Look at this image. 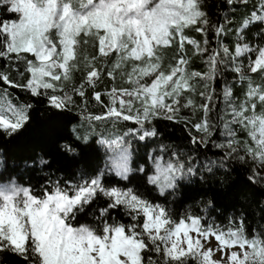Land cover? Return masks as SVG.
Returning a JSON list of instances; mask_svg holds the SVG:
<instances>
[{
  "label": "snow or ice",
  "instance_id": "1",
  "mask_svg": "<svg viewBox=\"0 0 264 264\" xmlns=\"http://www.w3.org/2000/svg\"><path fill=\"white\" fill-rule=\"evenodd\" d=\"M0 9L7 14L0 17V57L23 61L30 74L20 73V83L4 73L0 80L45 105L53 128L72 123L69 114L79 110L81 125L72 130L87 145L94 127L131 122L124 137H117L124 146L103 168L78 160L79 167L67 179L49 180L39 188L14 179L0 182V253H12L26 264H187L185 257L198 264H257L258 257V264H264V247H257L264 240L255 238L256 230L253 238L247 236L243 214L235 228L222 230L199 215L174 219L166 206L138 192L151 185L164 196L179 182L198 175L204 179L205 171L214 174L213 164L223 168L230 161L249 165L251 183L257 177L264 182V84L257 85L249 75L264 80V45L251 46L243 30L252 22L264 23V0L235 29L210 23L201 0H0ZM190 27L202 40L186 35ZM229 33L237 37L231 48L224 42ZM90 42L96 55L84 51ZM188 46L200 55L204 71L188 67ZM167 47H174V54L165 63ZM75 70L81 72L79 84L73 82ZM226 71L235 74L232 83L225 80ZM103 75L113 81L119 75L128 86L114 83L102 94L95 85ZM218 79L223 81L219 92ZM89 85L104 109L89 114L88 127L81 132L84 109L74 96L86 103ZM32 109L30 102L9 100L11 115L0 108V132L19 136L31 123ZM161 118L183 124L187 150L161 143V152L171 148L176 161L163 169L154 151H146L143 163L133 161L131 142H145L147 148L160 135L154 121ZM217 135L226 137L225 142H218ZM60 147L77 151L69 142ZM210 147L223 151L201 168L194 163L197 153ZM87 209H92L90 222L84 221ZM113 210H123L129 222L117 221ZM230 223H237L235 216Z\"/></svg>",
  "mask_w": 264,
  "mask_h": 264
},
{
  "label": "trees",
  "instance_id": "2",
  "mask_svg": "<svg viewBox=\"0 0 264 264\" xmlns=\"http://www.w3.org/2000/svg\"><path fill=\"white\" fill-rule=\"evenodd\" d=\"M203 9L207 12L210 23H224L228 27L235 29L242 24L243 19L255 10L254 6L260 4V0H247L245 5L242 2L233 0L231 5L227 0H201ZM7 15L3 9H0V17ZM247 37V41L251 46L264 45V23L259 21L252 22L243 29ZM186 35L202 40V34L194 31L193 28L185 29ZM237 37L234 33L224 38V42L233 47ZM214 44V43H213ZM212 46V44L210 45ZM97 54V49H93L92 55ZM174 54V47L164 50L165 61L169 62ZM255 55V53H252ZM30 55V54H22ZM189 65L188 67L195 71H204V62L199 54L193 55L189 48ZM101 68L105 66L101 60H97ZM74 81L80 83L81 72L76 71ZM0 73L7 74L9 78L20 83L23 77L30 75L25 72L23 61L9 60L6 57H0ZM235 74L231 71L225 72V80L232 83V77ZM255 77L256 84H264V80L252 74ZM115 81L107 75H103L99 82L95 85L97 91L102 94L110 89ZM223 81L218 79L217 90L220 91V85ZM71 88V84L68 85ZM88 100L84 103L80 97L74 96V99L80 103L84 109L83 126L79 127V131L83 132L88 127V115L100 114L104 109V104L98 103L92 97V86L85 88ZM239 94L241 89L239 86L234 88ZM0 98H6L13 104L19 105L25 101L33 104L30 111L31 123L21 131L19 136L8 137L0 132V174L5 172L7 176L0 177V182L4 179H14L17 183L24 186L32 185L39 188L47 181L63 180L68 178L69 172H75L79 167L78 160L90 161L92 164H99L104 167L105 161L108 160L107 151L104 144L100 143L99 134L106 137L120 136L124 137L127 127L131 126V122H121L115 128L111 125L94 127L90 133L88 144L80 143L75 138L73 125H81V117L79 110H75L69 115L74 119L63 129L53 128L50 121V112L45 111V105L37 104L36 98L30 93L10 85L0 80ZM107 95H103V100L107 102ZM197 102L200 98L196 97ZM258 111V109H257ZM187 114V110H184ZM200 115V114H199ZM99 124V122H94ZM154 125L158 128L160 135L155 141L149 143L145 148V142H131V151L133 153V161L143 163L146 159L145 153L155 152L161 156V165H167L168 162L175 163V158L170 156L171 148H178L186 151L188 147V132L183 124H174L163 118L154 121ZM220 138L219 135L216 137ZM69 142L77 149L75 153H67L61 144ZM170 145L171 148L161 152L160 144ZM223 150L209 148V150L200 149L197 158L194 161L199 167L203 168L211 159L216 161L219 159ZM75 157V159H74ZM41 160L45 163H41ZM153 174L155 173L154 166ZM214 174L209 175L206 171L203 173L204 179L196 176L192 181H181L174 192L166 190V195L160 196L153 186L148 185L147 191L141 187L138 192L141 196L148 198L151 202L160 203L171 212L172 217L178 218L188 214L199 215L204 219V223H213L216 227L227 230L235 228L238 224L241 214H243L244 227L247 230L249 238L254 237L258 241L264 240V182L257 177V183H251L248 180L249 165L236 161H230L226 167H219L213 164ZM135 186V185H133ZM208 201H212L209 205ZM102 203V201L97 202ZM97 205H93L95 208ZM92 209H87L89 213L84 217V221L90 222ZM112 216L117 221L128 223L129 218L123 210H113ZM235 216L237 223H230L231 218ZM111 222V217H109ZM83 222V221H82ZM264 247V243H258ZM187 264H198L195 259H188ZM0 264H26L21 258L12 253H0Z\"/></svg>",
  "mask_w": 264,
  "mask_h": 264
},
{
  "label": "rangeland",
  "instance_id": "3",
  "mask_svg": "<svg viewBox=\"0 0 264 264\" xmlns=\"http://www.w3.org/2000/svg\"><path fill=\"white\" fill-rule=\"evenodd\" d=\"M237 1L241 2V0H237ZM213 46H215V44H212V46H210V47H213ZM188 47L191 49V46H188ZM167 48H169V47H167ZM93 49H94V47H93V45H92L91 42H90L88 45L84 46V51H85V53L88 54L89 56L92 55V53H93ZM163 53H164V52H163ZM252 55H253V54H252ZM254 57H255V55H253V58H254ZM165 63H167V61H165ZM76 71H79V70H75V71H74V73H73V81H74V76H75V74L77 73ZM249 75H251V73H249ZM69 84H71V83H69ZM115 84H116L117 86H124V87H127V86H128L127 84H122V83H121V79H120V76H119V75H117L116 78H115ZM257 85H259V84H257ZM218 92H219V90H218ZM196 97H197V96H195L194 99L197 101ZM107 99H108V98H107ZM8 101H9V100L6 99V98H0V108H3L5 114H7V115H11L10 113L7 112V103H8ZM197 103H198V102H197ZM12 104H13V103H12ZM185 110H187V109H185ZM184 114H185V113H184ZM199 114H200V113H197V115H199ZM185 115H190V112L187 110V114H185ZM194 119H195V118H194ZM120 123H121V122H120ZM241 135H243V133H241ZM256 135H257V139H258V138H259V133H257ZM98 137L100 138V140H101V139H104V140L106 141V143H104V145H105V148H106V151H107L108 158H109L110 156H115V155L119 152L120 147L124 146L123 143H122V139H120V140L117 139V137H120V136H114V137H108V136H106V137H104V136H102V134H99ZM120 138H121V137H120ZM249 139H250V138H249ZM217 140H218V142L223 143V142H225L226 137H221V136H220V138L217 139ZM113 141H115V143H112ZM253 146H255V145H253ZM130 150H131V147H130ZM161 167H162V169H163V168L166 167V166H165V165H161ZM154 174H155V173H154ZM261 176H264V170L261 171ZM188 223H191V222L188 221ZM193 235H195V233H193ZM202 243H203V242H202ZM257 247H261V246L258 244ZM248 251L251 252V249H248ZM213 255H215V253H214ZM255 259H256V262H257V264H258V257H256Z\"/></svg>",
  "mask_w": 264,
  "mask_h": 264
}]
</instances>
